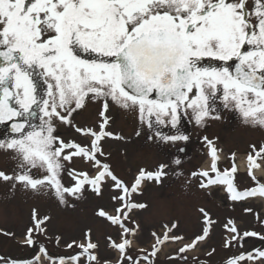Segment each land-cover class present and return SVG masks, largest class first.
I'll return each mask as SVG.
<instances>
[{
	"label": "snow or ice",
	"instance_id": "obj_1",
	"mask_svg": "<svg viewBox=\"0 0 264 264\" xmlns=\"http://www.w3.org/2000/svg\"><path fill=\"white\" fill-rule=\"evenodd\" d=\"M90 102L101 105L97 125L77 126L74 114ZM112 106L135 113L140 125L164 143L189 141L180 128L183 118L203 128L209 120H220L222 110L237 112L246 125L264 128V0H0V124L10 122L0 150L13 153L16 161L12 174L0 170V180L11 182L13 189L19 184L35 193L51 191L60 204L67 203L68 195L80 199L86 185L101 196L110 184L117 193L111 197L118 205L115 214L103 208L96 214L119 229V242L107 237L109 247L120 253L117 264H154L150 257L161 251L158 245L169 241L182 244L169 259L187 264L185 254L206 241L216 223L204 208L199 209L204 217L202 234L190 242L183 243L186 237L174 234L178 224L173 222L162 225V234L152 233L151 252L141 248L147 254L139 258L129 254L133 245L129 237L140 228L132 214L148 208L134 201L133 194L140 193L145 181L160 183L167 165L160 164L155 171L141 168L129 185L101 159H106V139H124L108 130ZM60 125L73 128L88 143L62 138ZM203 140L210 164L191 173L200 178L201 189L223 185L232 201L264 198V183L255 175L264 167V144L259 149L250 146L248 176L255 186L240 190L235 153L230 157L232 167L221 170L223 150L207 136ZM74 158L92 172L67 169L66 162ZM65 171L74 181L70 187L63 181ZM256 217L259 220L258 213ZM50 219L41 218L33 208V226L22 243L34 245L33 234H45ZM223 227L230 234L225 248L233 242L242 246L246 237L264 240L256 231L241 233L231 219ZM74 246L81 251L53 257L41 245L34 264H100L91 230L83 242L66 244L68 249ZM214 252L213 248L207 255ZM249 261L264 264V250H255V255L241 252L226 264Z\"/></svg>",
	"mask_w": 264,
	"mask_h": 264
},
{
	"label": "rangeland",
	"instance_id": "obj_2",
	"mask_svg": "<svg viewBox=\"0 0 264 264\" xmlns=\"http://www.w3.org/2000/svg\"><path fill=\"white\" fill-rule=\"evenodd\" d=\"M97 104L92 115H87L84 111L81 115H79L80 112L74 114V122L77 126L97 125L101 106L99 102ZM229 112H233L239 117L237 112ZM108 115L112 117L108 130L124 137V139H106L103 142L106 159L104 157H101V159L112 166L113 171L119 178L131 185L132 178L134 179L141 168L155 171L160 164L167 165L165 169L167 175L162 177L160 183L145 181L140 193L134 194L132 197L138 203H146L148 208L134 211L132 214L133 219L139 223L140 228L134 237H129L133 240V245L129 249L130 255L139 258L147 254L141 253L139 251L141 248L151 252V245L155 243L152 233L162 234V225L164 224L171 226L173 222H176L178 228L174 229L173 232L176 235L186 237L183 243L190 242L196 234H202L204 217L199 211L200 208H204L216 223L212 225L206 241L200 244L195 251L185 254L188 257L187 264H195L198 261L205 264H226L230 257L239 256L241 252L245 253L247 249L255 244L259 246L252 248L253 255H255L257 249L264 250V240L258 237L245 238V240H248H243L241 242L242 246L233 242L232 247H224L222 241L230 234L224 229L223 225L229 219L235 221L241 233L250 229V231H256L264 235V198L254 197L242 201H232L229 199V194L223 185L212 186L207 191L201 189L199 187L200 180L193 178L191 173L194 169L193 162L197 163V161L202 160L204 168H207L210 164L205 142H201L202 146L192 147L190 156L187 155L188 151L175 155L173 148L178 146L179 142L172 144L159 141L160 143H158L154 134L146 126L140 125L135 113L125 112L112 106ZM186 121L193 122L189 117H185L180 128L184 134L190 137V141L194 138L192 133L184 130L187 126H183V123ZM208 122L211 124V128L213 127V134L219 133L220 136L225 134L224 131L220 130V124H216L214 120ZM227 127L231 128V131L226 133V135L232 134V136H229L231 140L228 139L230 145H227L224 139H220L219 144H222V146H216L219 149L223 148H221L223 150L221 160L225 157L224 150L228 152L229 162H226L227 164L220 162L219 167L221 170H224L225 167L231 168V153H238L236 154V160L245 164L243 170H241V167L239 168L240 170L237 173H240L239 171L247 169V158L244 153L249 154L252 151L249 150L247 141H252V145L259 149L261 144H264V128L250 126L251 129H248V135H251V137L247 139L241 136V127L237 123ZM59 129V134L66 140L75 139L82 144L88 143V140L81 137L73 128L60 125ZM138 130L141 132L140 136L136 135ZM160 130L166 134H173L171 128H161ZM150 135L153 136L151 140L148 139ZM0 139H2L1 135ZM189 141L187 143H191ZM13 155L10 151L0 150V170L5 171L7 174H12L13 170L16 169V161L12 158ZM176 159H179L181 164H175ZM66 168L92 172L89 165L80 158H74L70 163L66 162ZM260 170L262 174L257 178L261 183H264V167ZM238 176L239 174L235 182L240 190L255 186L253 181L243 183ZM63 181L65 186L68 187L74 183L72 178L68 176L67 171L64 173ZM116 194L111 189L110 184L105 185L101 196H97L86 185L80 199L68 195L66 196L67 203L60 204L51 191L35 193L21 188L19 184L13 189L11 182L0 180V257L4 258V261L0 264H11L12 261L34 264L41 245L53 257L75 255L81 249L75 246L68 249L66 244L72 240L83 242L85 233L89 230H91L92 241L99 245L96 254L100 264H104L105 261H109L110 264H117L120 253L109 247L107 237L112 236L118 242L119 230L96 214L101 208L109 213L114 211V208L118 205L112 201L111 197ZM33 208L38 211L41 218L49 216L51 219L46 223V233H34L33 238L36 243L28 246L23 244L22 241L27 229L33 226ZM246 208H251L253 211L246 212ZM257 213L259 214V220L256 217ZM129 226L135 227L131 224ZM5 233L10 235H5ZM57 237L60 238L59 244L56 243ZM256 238L259 239V244H257ZM180 246H182L181 243H171L170 241L158 245L161 251L155 258L150 257V260H153L154 264H185V261L180 259H169L170 256H176ZM236 247L239 248L240 253L234 251ZM213 248L215 249L213 255H207ZM193 257L197 259L194 261ZM81 260L83 261L84 257H81ZM141 262V264H148V261ZM245 264H252V262H245Z\"/></svg>",
	"mask_w": 264,
	"mask_h": 264
},
{
	"label": "flooded vegetation",
	"instance_id": "obj_3",
	"mask_svg": "<svg viewBox=\"0 0 264 264\" xmlns=\"http://www.w3.org/2000/svg\"><path fill=\"white\" fill-rule=\"evenodd\" d=\"M97 105H98L97 102H95V103L90 102L85 109L79 111L80 112L79 115H81L83 113V111L86 112L87 115H92L93 112H94V108H96ZM220 114H221V119L220 120H214V121H215L216 124H220L221 125L220 130L225 132L224 135L220 136L219 133L213 134L212 133L213 132V130H212L213 127L211 128V124H209V122L207 123L206 127L201 128V127L196 126L193 120H192L193 122L186 121V122L183 123V126H187L186 128H184V130H188V133H192L194 139H191L189 141L191 143H187L188 141L187 142H179V145L175 146L173 148V153L175 155H177V154H182L183 152L185 153L186 151H188L187 155L190 156L191 155V151H192V147H196V146H200V145L202 146L201 142H204L203 137H205V135L210 140H214L215 144L218 145V146H220V145L222 146V144H219V140L220 139H224L225 143L227 145H230L229 142H228V139L231 140V138L229 136H232V134L226 135L227 132L231 131V128L227 127V126L228 125H233V124H236V123H237V125H239L241 127L240 128V132H241L240 134H241L242 137L247 138V139L251 137V135H248V129H251L250 125L244 124L242 122L240 116L238 117L237 114H235L233 112H229L228 110H222ZM209 121H211V120H209ZM191 126H193V127H191ZM0 129H1V131H0L1 138L2 139H7L8 136H9V133H10V122L8 124H0ZM216 131L217 130L215 129V132ZM58 132L60 133V129L59 128H58ZM172 133L175 134V132L173 130H172ZM235 135H237V134H235ZM158 143H160V142L158 141ZM252 144H253L252 141H250V142L247 141V145H248L249 150H252V149H250L251 148L250 146ZM181 149H183V151ZM224 151H225L224 152L225 153V157H224L222 163L227 164L229 162L228 161L229 158L227 157L228 152L226 150H224ZM204 152H205V150H204ZM235 155H236V153H235ZM231 162H232V160H231ZM193 163H194L193 172L194 171H199L200 169L204 168V165H202L203 164L202 160L197 161V163H195V162H193ZM237 175H238V173L236 174V178H237ZM238 178L243 183L247 182V181H249V182L252 181L251 178L248 176V172L246 174L240 173ZM196 179L200 180V178H196Z\"/></svg>",
	"mask_w": 264,
	"mask_h": 264
},
{
	"label": "bare ground",
	"instance_id": "obj_4",
	"mask_svg": "<svg viewBox=\"0 0 264 264\" xmlns=\"http://www.w3.org/2000/svg\"><path fill=\"white\" fill-rule=\"evenodd\" d=\"M240 167L243 168L242 163L240 164ZM261 174H262V171L260 169L255 171V175L260 176Z\"/></svg>",
	"mask_w": 264,
	"mask_h": 264
}]
</instances>
